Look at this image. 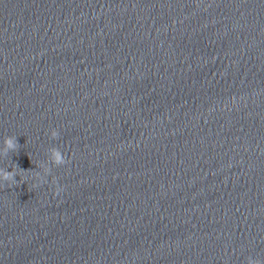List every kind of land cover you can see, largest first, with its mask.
<instances>
[{
    "label": "clouds",
    "instance_id": "9594fccd",
    "mask_svg": "<svg viewBox=\"0 0 264 264\" xmlns=\"http://www.w3.org/2000/svg\"><path fill=\"white\" fill-rule=\"evenodd\" d=\"M57 136V133L54 131L52 134V138L55 139ZM19 148V145L17 143V138L15 136H6L3 140V147H0V156L7 157L9 153L16 152ZM51 151V160L53 165L55 166H62L67 161L65 159V156L61 153V151L54 147ZM51 170L49 169V172ZM28 171H24L19 169L17 166H13L11 171H8L5 168H0V184H7L8 186L16 185L18 182L15 179L16 176H20L21 173H26ZM31 179L33 180V187H38L42 184L41 178L39 173H36L35 171L32 172ZM52 185H57V180L55 177L52 179ZM63 191V189L59 186H56L54 188L53 195H59V193ZM248 264H262V262L259 259H254L252 257L247 258Z\"/></svg>",
    "mask_w": 264,
    "mask_h": 264
}]
</instances>
